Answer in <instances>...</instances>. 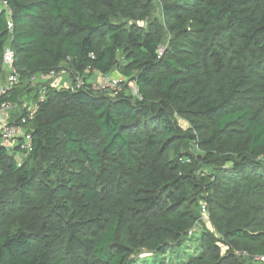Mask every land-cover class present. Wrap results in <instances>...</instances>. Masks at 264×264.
I'll list each match as a JSON object with an SVG mask.
<instances>
[{
  "label": "trees",
  "instance_id": "obj_1",
  "mask_svg": "<svg viewBox=\"0 0 264 264\" xmlns=\"http://www.w3.org/2000/svg\"><path fill=\"white\" fill-rule=\"evenodd\" d=\"M6 47L0 264H264V0H0Z\"/></svg>",
  "mask_w": 264,
  "mask_h": 264
},
{
  "label": "built area",
  "instance_id": "obj_2",
  "mask_svg": "<svg viewBox=\"0 0 264 264\" xmlns=\"http://www.w3.org/2000/svg\"><path fill=\"white\" fill-rule=\"evenodd\" d=\"M11 28V24L9 25ZM161 50V49H160ZM13 59H14V52L10 49V47H6L3 53V63L6 75L3 76L4 78L0 77V97L10 90L13 85L18 81V74L17 71L13 67ZM65 70H61L60 72H55L54 70L49 71L45 75L46 80H50L52 85L55 86H68L73 85L74 88H81L85 85V81L83 77L76 76L74 82H64L62 81V73ZM104 80L98 84L92 83V86L96 89H109L110 91H117L120 90L121 83L125 81V78L121 76L111 77L110 79L107 75H103ZM135 92V90H134ZM16 108V104L11 103L10 101H0V131L2 135V143L5 146H10L13 142L14 138L17 136H23L25 139L23 143H21V148H30V137L29 135L25 134L23 128L21 126L15 124H9V116L10 112ZM35 109L30 107L29 116L32 117L34 114ZM202 212L205 213V206L202 208ZM191 232V231H190ZM264 259V257L262 258Z\"/></svg>",
  "mask_w": 264,
  "mask_h": 264
},
{
  "label": "rangeland",
  "instance_id": "obj_3",
  "mask_svg": "<svg viewBox=\"0 0 264 264\" xmlns=\"http://www.w3.org/2000/svg\"><path fill=\"white\" fill-rule=\"evenodd\" d=\"M65 72L67 73L68 71L66 70ZM94 73H95V76H96V75L98 76V78H97V81H93V83L98 84V83H100V82H102V81L104 80V77H105V76H103L102 74L97 73V72H94ZM5 75H6V74H5ZM115 76H118L117 73H116L115 71H114V73H111V74L107 75V77H108L109 79H110L111 77H115ZM93 77H94V75H93ZM87 80L90 81L91 79L88 77ZM65 82H70V80L68 79V77H67V79H65ZM27 102H28V101H27ZM27 102H25V104H26ZM181 124H182L183 126L185 125L184 122H181ZM202 213H203V212H202ZM202 221H205V223L209 225V222H208L207 217H206V213H203V215H202V217H201V222L199 221V223H197L196 226H197V227H200L201 224H203ZM196 236H198V233H196ZM194 244H197V241H195ZM195 247H196V245H193V244H192V245H189V246H188V245H185V246L183 247V251L186 252V253H185V254H182V257L180 258V261L187 260V259L189 258V255H190L192 252H194V251L196 250ZM141 255H142V253H141V254L139 253L138 256H141ZM141 260H142V261H141ZM159 260H160L159 255L154 256V254H150V255H147L144 259H140V260L138 261V264H159ZM167 260H168V261L171 260V256H170V255H168ZM168 264H174V263H173V260H171L170 263L168 262Z\"/></svg>",
  "mask_w": 264,
  "mask_h": 264
},
{
  "label": "crops",
  "instance_id": "obj_4",
  "mask_svg": "<svg viewBox=\"0 0 264 264\" xmlns=\"http://www.w3.org/2000/svg\"><path fill=\"white\" fill-rule=\"evenodd\" d=\"M98 73V72H97ZM62 75V81H64L65 82V79H67V77H68V73H66V72H64V73H62L61 74ZM93 75H94V77H93ZM109 75V74H108ZM4 77H2V79H3ZM89 78L91 79L90 81H88L87 80V82H91V83H93V81H97V78H98V76L96 75L95 76V73H93V74H91L90 76H89ZM68 79H69V77H68ZM70 80V79H69Z\"/></svg>",
  "mask_w": 264,
  "mask_h": 264
}]
</instances>
